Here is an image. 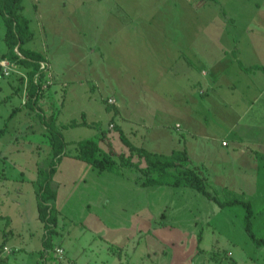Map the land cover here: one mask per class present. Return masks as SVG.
I'll return each instance as SVG.
<instances>
[{
	"label": "rangeland",
	"instance_id": "1",
	"mask_svg": "<svg viewBox=\"0 0 264 264\" xmlns=\"http://www.w3.org/2000/svg\"><path fill=\"white\" fill-rule=\"evenodd\" d=\"M50 1L54 3L56 11L60 12L64 0ZM126 1H135L141 6H157V21L152 23V27L164 41L167 38L175 40L186 50L200 38L198 43L215 54L229 50L230 53L222 64L223 71L227 70L226 73L234 75L235 79L241 77V81L255 80V77L243 75L235 62L232 52L235 47L240 50L239 59L244 63H264V0H204L208 3L200 7L187 4L188 0ZM197 1H200L199 4L203 3L202 0ZM173 2L176 3L171 4ZM24 3V14L30 19V29L36 34L34 41L27 44H35L39 31L33 6L31 0H24ZM135 28L136 32H143L144 25L142 23ZM5 32V19L0 12V61L6 59L4 55L8 52L4 41ZM136 32L134 34L138 35ZM148 33L150 32L145 35ZM134 34L130 33L126 37V44ZM179 39L182 41L179 42ZM154 42L158 43V40L155 39ZM53 53V58L49 57L52 72V65L55 63L53 59L57 64L59 59L64 63L69 59L71 63L80 60L77 55L71 58L60 57V49H54ZM182 61L180 57L174 59V70L180 69L181 75L186 73L178 65ZM231 61L234 63L231 64ZM27 70L26 66L11 61L8 74L3 67L0 68V149L6 148L9 152L0 159V165L6 164L5 184L8 187L7 195L10 196L2 208L8 216L0 219V239L2 237V242L3 238L7 239L10 252L4 251L6 257L3 256L5 258L0 264H41L40 252L31 241L32 237L39 236V224L34 215L36 201L31 189L32 186L37 187L39 182L45 184L48 180L51 181L49 169L54 159L51 162L48 159L55 156L52 145L54 133L66 140L59 155L67 153L59 157V173L53 177L52 187L50 186L51 191L56 189L58 193L55 204L59 205L51 218L52 222L57 223L59 230L53 241L63 245L69 257L58 259L61 263L67 264L71 259L73 264H264V245L257 246L246 230L247 207L231 204L221 209L217 202L193 188L189 190L198 197L188 196L184 191L188 189L184 187L145 188L138 170L128 167L114 171L99 170L84 160H78L77 142L82 139H95L100 148L109 151L108 139L102 138V131L105 130L117 152L129 153L119 132L108 127L113 116L106 107L110 90L93 80L86 81L85 88L77 98L68 94V89L64 92V89L56 85L58 88L55 98L59 103L63 102L64 107L56 118L53 130L49 124V111L45 110L46 128L37 108L25 104L24 90L30 80L28 74H25ZM21 75L25 76L24 82L20 80ZM262 75L264 72L258 73L257 78ZM182 80L184 81L183 77ZM55 82L58 83V79L52 75L51 85H55ZM258 86V90H262L261 83ZM258 95L260 91L254 96L246 93L245 89L238 88L234 92V99L229 98L232 102L230 105L235 110L239 113L246 112L244 119L242 117L240 123H237L236 135L246 138L257 135L264 140V94ZM219 105V100H216L212 108L206 111V115L209 116L210 126L214 123L218 133L225 135L223 127L229 125L233 114L227 107ZM84 107L97 112L92 118L95 123L89 126L72 124L76 122L75 118L79 119V115H82ZM226 112L230 119L221 120L220 114L224 117L227 116ZM253 120H259L260 127L249 128L248 125ZM213 140L211 138L210 141ZM211 147L219 148L217 143H211ZM33 148L34 151L31 150ZM134 159L140 158L136 155ZM36 169H40L42 173L37 181H32V174ZM228 171L229 169L227 174ZM203 172L206 174V171ZM207 173L210 176L211 171ZM211 180L209 189L217 193L220 199L227 200L237 195L247 200L245 195L230 194L228 188L224 190L222 185ZM261 185L264 189V181ZM48 194L50 192L46 193ZM252 208V229L256 236L264 237V197L254 198ZM20 220L21 228L14 229L13 225ZM172 223L176 227L172 228ZM4 224H7V234L3 236ZM11 228L14 229L15 238L20 235L16 231L20 230L22 248L13 246L15 241L12 239L14 234ZM28 237L30 241L27 244L23 238ZM52 251L53 249L50 254Z\"/></svg>",
	"mask_w": 264,
	"mask_h": 264
},
{
	"label": "crops",
	"instance_id": "2",
	"mask_svg": "<svg viewBox=\"0 0 264 264\" xmlns=\"http://www.w3.org/2000/svg\"><path fill=\"white\" fill-rule=\"evenodd\" d=\"M178 1L182 2L183 0ZM202 1L203 3L199 4L200 1L188 0L187 4L200 7L208 3ZM31 4L38 25L39 37H37V43L30 45L28 43L26 47L42 53L47 58L50 56L53 58L54 49H60L62 54L60 57L68 58L69 56L71 58L73 55H77L80 58L77 63H71V59L64 63L59 59V64L53 59L55 63L52 65V74L55 79H58V83L55 82V85L46 88L45 95H40L39 101L35 105L28 104L30 107H36L37 112L42 115L44 127L48 128L45 121V110L49 111L50 117L53 118L55 115L54 122L63 111V102L59 103V100L55 98L58 88L56 85L64 89V92L68 89V94L72 97L79 98L80 92L85 88L86 81L93 80L103 88L110 90V94L107 95L106 107L108 113L113 116L108 127L121 128L135 145L152 152L171 154L174 150H185L188 157L186 165L201 170L208 179L209 185L212 182L211 179H214L215 183L222 185L224 190L228 188V193L243 194L251 202L256 197L260 199L264 197V189L261 188V183L264 181V140L257 135L248 136L247 138L250 139H247L245 136L235 134L237 123H240L242 117L244 119L246 112L239 113L230 105L232 102L229 100L230 97L234 99V92L238 88H243L246 93H251L254 96L259 91L260 95L264 94V75L257 78L258 73L263 71L246 72L239 66L243 75L255 77L253 81H241V77L235 79L234 75L226 73L227 70L223 71L222 64L225 63L224 61L230 53L229 50L215 54L208 51L206 46L198 43L200 38H197L196 42L186 50L184 47H180L175 40L160 39L156 31H153L156 29L152 27V23L157 21L155 18L157 6L154 4H151L154 6H141L135 1L130 3L126 0H64L60 12L56 11L54 3L50 0H31ZM166 4L170 5L169 2ZM24 10H26V5ZM142 23L144 25L143 32H136L135 27ZM33 32L36 37L35 31ZM135 32L138 35H135ZM146 32L150 33L145 35ZM130 33L134 35L126 44V37ZM155 39L158 40V43L154 42ZM234 49L232 50L233 54ZM22 56L24 57L23 54ZM178 57L183 59L178 64L186 72L183 75L180 74V69L174 70V59ZM237 57L234 58L235 62H237ZM233 63L231 61V64ZM25 74H28V70ZM22 76L23 80H21ZM21 77L20 80L24 82L25 76L21 75ZM64 82H67L66 86L63 85ZM259 83H261L262 90H258ZM30 85L29 80L24 90L25 97ZM113 97L116 100L115 103H109V98ZM216 100H219L220 107H227L228 111L233 114L229 125L223 127V131L226 130L225 135L218 133V128H214V123L210 126L209 116L206 115V111L210 107L212 108ZM81 113L79 119L75 118L74 120L77 122L86 120L90 125L95 123L92 119L97 115L95 110L84 107ZM226 114L227 116L224 117L220 114V119H230L229 113L226 112ZM72 120L69 122L70 124ZM111 124H113L112 127ZM248 126L249 128L260 127L259 120L256 122L253 120V123ZM211 138L214 139L213 142L210 141ZM225 141L227 144H223ZM211 143H217L219 148H212ZM31 150L34 151V148ZM0 153L4 158L9 152L5 148L0 149ZM65 155L67 153L61 155L55 153L54 158L48 159L50 162L54 159V162L50 163L52 166L49 169L51 181L59 173V157ZM46 165L47 163L44 164V166ZM142 165L145 166L143 160ZM5 167L6 164L0 165V173L2 172L0 175V219H5L8 216L2 208L10 197L7 195L8 187L5 184L7 182ZM23 167L26 168L24 164ZM228 169L229 173L227 174ZM203 170L206 171V174ZM209 170L211 171L210 176L207 175ZM41 173L40 169H36L31 180L37 181ZM51 181L48 180L45 184L39 182L37 187L32 186V194L34 193L33 197L36 201L34 215L39 224V236L32 237L31 241L35 243V248L40 252L41 264H65L58 260L53 251V254H50V251L56 246L64 247L53 241L59 231L57 223H53L49 227L47 220H43L40 216L44 186L48 184L50 187ZM147 187L156 186H145V188ZM179 187L188 189L184 190L188 196H196V193L189 190L192 188ZM52 192L55 194V200L52 201L51 197L45 203L42 202L48 207V216H53L59 207L55 204L58 193H56V189ZM206 198L208 197L206 196ZM12 200L15 202L14 199ZM219 207L221 208L220 205ZM21 225L20 220L13 227L14 229L21 228ZM174 227L176 225L172 223V228ZM6 228L7 224H4L3 236L7 234ZM14 229L11 228V232L14 234L12 239L15 241L13 246L21 247L20 230L16 231L17 235H20L15 238ZM1 240L2 237L0 239V261L6 257L4 251L10 252L9 245L6 243L7 239L3 238V242ZM23 240L28 244L30 237L23 238ZM51 241L53 243L49 245ZM65 252L68 259L67 251ZM69 260L67 264H73L71 259Z\"/></svg>",
	"mask_w": 264,
	"mask_h": 264
},
{
	"label": "trees",
	"instance_id": "3",
	"mask_svg": "<svg viewBox=\"0 0 264 264\" xmlns=\"http://www.w3.org/2000/svg\"><path fill=\"white\" fill-rule=\"evenodd\" d=\"M24 0H0V12L4 16L6 32L4 35V41L8 46V52L4 55L6 59L12 63L15 62L20 65H24L28 68V76L30 79V86L27 89L25 104L35 105L40 98V95H45L46 88L44 84L47 81V73L40 70V62L42 60H49L45 55L35 50L26 47V44L33 40L35 37L34 32L30 29V20L24 15ZM18 51L24 55L21 57ZM239 49H234V55L237 57ZM237 62L239 66L246 72H254L261 70L264 72V64L245 65L238 57ZM52 69V68H51ZM39 72V82H34V76ZM23 80V76L21 77ZM51 105V104H50ZM55 118V115H53ZM52 116L50 117V127L54 130L55 122ZM81 125H90L89 122L84 120L83 122L72 123ZM119 132L120 138L123 143L129 148V153L117 152L111 145V140L108 137L107 131H102V138L108 141L110 147L109 151L100 148V144L95 139H82L77 142L78 159L84 160L97 167L99 170H120L121 168H135L141 173L142 185L148 186H187L197 190L204 194L209 199L219 203L221 208L231 204H241L247 207L248 212L246 214V230L251 239L257 244V246L264 245V237H258L252 229L253 214L252 202L241 197L234 196L231 199L222 200L218 195L209 189L208 179L203 175L202 171L197 167H190L186 165L188 157L185 150H174L171 154H162L149 151L144 147L135 145L121 128H116ZM53 148L55 153L59 154L63 151L66 140L62 139L60 134L54 133L52 137ZM139 156V160H135V156ZM142 160L145 162V166L142 165ZM46 195V193H49ZM45 194V195H44ZM52 197V201L55 200V194L51 191L48 184H46L42 202H46ZM41 202L40 216L43 220H47L48 226L51 227L52 216L47 215L48 207ZM52 229V228H51ZM50 229V231H51ZM50 234V232H49ZM202 240V235H200ZM49 245H52L51 242Z\"/></svg>",
	"mask_w": 264,
	"mask_h": 264
},
{
	"label": "built area",
	"instance_id": "4",
	"mask_svg": "<svg viewBox=\"0 0 264 264\" xmlns=\"http://www.w3.org/2000/svg\"><path fill=\"white\" fill-rule=\"evenodd\" d=\"M16 50H17V52L20 54V56L21 57H23L22 56V54L18 51V49L16 48ZM0 68H2L3 67V70L5 71V73L6 74H8V68H9V66H10V61L9 60H7V59H5V60H2V61H0ZM40 70H42V71H45L46 73H47V81L45 82V84H44V88H46V87H48L49 85H51V83H52V75L53 74H51V72H52V70H51V65H50V62L48 61V60H42L41 62H40ZM48 72H50V73H48ZM39 77H40V75H39V72L34 76V82L37 84L38 82H39ZM65 85H66V83H65ZM110 103H115V98H109V100H108ZM113 126V124H111V127ZM223 144H227V142L225 141V142H223ZM0 157H2V155H1V153H0ZM5 249H8V247H5ZM53 252H54V254L56 255V257L59 259V260H61V259H64L66 256V252H65V249L62 247V246H56L54 249H53Z\"/></svg>",
	"mask_w": 264,
	"mask_h": 264
}]
</instances>
